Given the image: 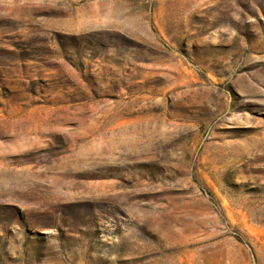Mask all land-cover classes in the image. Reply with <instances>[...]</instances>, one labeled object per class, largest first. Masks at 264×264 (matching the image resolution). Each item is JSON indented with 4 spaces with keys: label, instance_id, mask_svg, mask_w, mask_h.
I'll return each instance as SVG.
<instances>
[{
    "label": "rangeland",
    "instance_id": "obj_1",
    "mask_svg": "<svg viewBox=\"0 0 264 264\" xmlns=\"http://www.w3.org/2000/svg\"><path fill=\"white\" fill-rule=\"evenodd\" d=\"M0 264H264V0H0Z\"/></svg>",
    "mask_w": 264,
    "mask_h": 264
}]
</instances>
